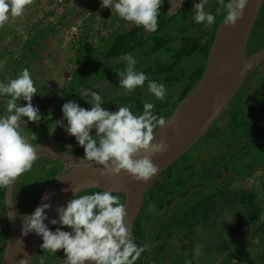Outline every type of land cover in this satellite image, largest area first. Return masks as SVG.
Returning <instances> with one entry per match:
<instances>
[{"label": "clouds", "instance_id": "clouds-1", "mask_svg": "<svg viewBox=\"0 0 264 264\" xmlns=\"http://www.w3.org/2000/svg\"><path fill=\"white\" fill-rule=\"evenodd\" d=\"M33 3L34 0H0V28L10 19L22 17ZM207 3L208 0H200L193 5L197 24L210 26L216 20L214 14L205 10ZM217 3L216 12L225 14L224 25L232 27L243 17L248 0H217ZM162 4L163 0H102L101 8L110 9L119 18L143 27L147 32H155ZM123 59L127 62L126 69L117 73L121 77L119 87L123 94L145 87L147 81V90L156 100H166L167 89L163 83L149 80L143 71H137V60L131 54ZM3 68L4 64L0 62V69ZM84 92L85 97H91L87 100L91 109H85L77 102L64 103L58 126L83 147L84 161L102 166L98 169L101 175L116 176L123 170L135 181H149L159 171L152 158L169 150L166 138L154 142V133L166 126L167 119L154 114L152 102H144L142 114L131 111L129 106L109 111L102 107L104 101L100 94L89 90ZM37 93L28 68L7 83L0 82V96L10 97L6 101V115L0 116V188L13 185L38 158L36 147L21 131V122L27 123L24 117L32 123L42 119L39 109L32 105ZM21 100L27 101V105L20 106L18 101ZM93 129L95 136L91 134ZM141 152L144 154L135 158ZM71 191L75 194L81 190L71 188ZM154 207L152 205L149 210ZM46 209L50 210L51 205L44 203L31 215L24 216L21 231L24 236L32 232L40 236L43 241L40 247L45 253L56 255L62 249L64 264H136L146 250L145 246H138L134 241L126 222L125 203L110 190L76 195L66 206H57L58 219L50 221L54 226L59 225L55 231L44 223L48 219ZM64 227L71 231L61 230ZM19 264H28V260L22 259ZM40 264H44L43 256Z\"/></svg>", "mask_w": 264, "mask_h": 264}, {"label": "trees", "instance_id": "trees-1", "mask_svg": "<svg viewBox=\"0 0 264 264\" xmlns=\"http://www.w3.org/2000/svg\"><path fill=\"white\" fill-rule=\"evenodd\" d=\"M88 1L91 5L88 7V17L83 21L82 26L78 27V37H76L78 38L77 45H80V47L76 50V55L81 50L88 51V55L85 53L87 56L83 58L84 61H78L79 65L76 67V70H78L76 77L82 78L87 70L90 71V69H92L96 63L102 61L110 62L116 58L126 56L127 54L136 56L145 45H149V52L151 54H170V60L168 63L159 62L157 65H155V67L153 66L148 68L151 70L152 76L156 75L157 82L161 81V83L167 87L168 98H166V100L163 102L159 101L156 108V115L163 116L166 119L203 75L215 32L219 24L224 19L225 15L223 12H216L217 7H219L218 3L213 7L212 10L209 11L216 16L215 22L210 26H205V24H191L188 18L184 15L192 0H185L178 10L172 14H169V11L170 4L173 0H163V4L158 15V28L155 32H147L143 29V27L136 25L125 30L123 27H120V24H123L125 20L119 18L118 15L114 13L110 17L111 24L114 26L113 31L107 33L106 35H101V33L97 31V34L100 36L101 44L99 43L98 45H95L93 38L96 32L95 17L99 0ZM225 2H227V0H225ZM60 8H63V11L67 14L64 16V12H60L56 22H53V18L59 13ZM26 9L27 10L24 13L26 26L21 31L23 33L19 34L18 36H13L14 38L12 42L8 43V46L5 47L2 52L3 54L4 52L13 54L14 51H12V47L15 45L14 43L18 41L21 45V52L28 46V59L30 58L31 53L33 54V57H35L37 50L42 47V45H44L45 39H53L54 41H58V31L62 25L65 24L66 16L77 15L81 10L80 4L77 2V0H34V3L28 6ZM105 15L103 16L104 20L107 17ZM252 36L255 38L253 41V48L249 51V53L256 52L257 50L264 47V3L259 18L253 29ZM178 37L181 43L175 46L173 43ZM86 46H88V48ZM86 58H88V60H86ZM194 58L201 59L202 63L199 67L195 69L186 68L184 71H180V73L175 72V70H177V68H179L184 61ZM262 65L259 66L262 67ZM258 73H260V71ZM252 76L253 73L248 76V78H251ZM247 79L241 90L245 89L246 87L249 92L248 95L245 96L244 99L242 96L238 97L241 91L240 90L235 99L223 113L226 114L222 115V117L224 116L225 120H227L230 125H228L226 121L228 125L227 128L223 124H220V128L217 129V132L222 130L235 141V151L227 150L226 152L228 153V156L225 158H223V156L221 157L222 163L224 160H226V162L230 164V161L236 160V156L234 157V152H236V150L239 152H244L245 155V152H247L249 149H257L261 147L262 143L264 142V125H262L260 129L255 128V125L260 124L258 123L259 116L257 115L258 113L256 112V108L260 95L263 91V86L250 88L248 85L249 87H247V82L249 81V79L248 81ZM177 85H179L178 88H175ZM66 101L67 98L61 99V103L59 105L60 108H62V105L66 103ZM144 102L145 101L143 100H140L139 102L141 109H143ZM235 102L236 104L234 105ZM53 103L54 102L52 100L49 107L46 108L44 106L41 108V115L44 119L42 124L35 127L34 124L36 125L37 122H29L28 125H26L25 131H29L27 140L32 145L39 141L33 137V134L36 135L40 132L42 135L46 134L54 122L56 114L54 112L55 105ZM232 106L234 107L233 109H231ZM168 107H171V109L164 112V109ZM49 116L53 117L48 118ZM250 117L251 119H249ZM237 144L244 145L241 147ZM186 155L187 154H185L182 158H184ZM180 160L167 169V172H173L170 185L164 186L165 183H161V185H158L159 189L158 186H155L161 192L160 194H157V196L154 195L155 192H153V189H151L149 194L150 199L147 202V208L145 210L150 211V207L155 205L153 210L157 215L171 216V220L173 221L174 225L173 228H176L178 231L185 232L184 237L187 239L189 244V258L191 261H194L195 256L193 243L195 242L196 237V235L194 236V233L195 230L201 226L199 218L195 213L200 203L209 201L211 198H213V195H208L201 198L198 195L199 193H196V191L192 193L191 190H189L192 189L189 185L191 178H187V172L184 170L183 172L180 169L176 170L177 164ZM243 162H245L243 165L245 164L246 166L243 179L245 178V175H252L255 173V171H257V169L264 167V159H262L260 162H257L256 158L252 157L251 162L253 163H251V165L246 164V161ZM234 164L235 167H232V170H234L236 173L237 182L239 181L237 170L243 169H240V167L237 166L238 164L236 161H234ZM59 170L60 167H51L50 169L46 167L38 168V174L34 179L35 183L33 182V184H30L32 188V185H34L33 190L35 191L33 201L30 205V210L36 206L40 196L44 192L45 186L59 173ZM29 172L30 174H33L34 169L29 170ZM160 179L163 180L162 177ZM223 184L224 183H222L218 193V202L220 205L219 215L225 214L224 212L221 213V210L222 205H226L227 202L228 204L230 203L233 205V207L241 208L242 210L244 209L246 212L245 215L247 225H250L251 229L253 230L252 236L255 237L264 228V224L259 228L256 227V223L261 217L257 203L250 197V195L242 193L234 188V184L229 187H227L229 184L225 186H223ZM5 190L6 188H0V200L3 202L5 198ZM97 191L101 190H88L81 193L80 195L92 194ZM120 199L122 202V197H120ZM168 201H170L173 206L172 215L169 214L168 209L171 204L168 203ZM151 217V215L148 216L147 223L149 220H151ZM260 223L262 224L263 221H260ZM56 227H59V225H55L52 228V231H55ZM153 227L154 225L152 224L150 229L152 230ZM61 230L71 231V229L67 227L62 228ZM7 240L8 236L6 235L3 238V243H6ZM135 242L137 245L142 246V244L138 241ZM220 249L222 252H225V250L229 251L228 243L223 241L220 244ZM3 250L4 247H2V252ZM60 251L63 250L61 249ZM244 251V246L236 248L235 251L231 250V252H228L227 257L222 264H236L237 261H240L242 264L244 260H242L243 258H241V255H243ZM2 252L0 254V261L2 259ZM143 254L144 253H142L141 257L137 260L138 264H142ZM256 261H258L260 264H264V246L262 249H260V256Z\"/></svg>", "mask_w": 264, "mask_h": 264}, {"label": "water", "instance_id": "water-1", "mask_svg": "<svg viewBox=\"0 0 264 264\" xmlns=\"http://www.w3.org/2000/svg\"><path fill=\"white\" fill-rule=\"evenodd\" d=\"M263 3L264 0H248L243 17L235 26L227 27L222 20L217 27L202 77L166 118V126L154 133V142L166 138L169 150L152 158L159 171L149 181H135L123 170L116 176L101 175L98 169L102 166L63 153L59 149L60 146L73 147L74 145L67 146L64 142H56L53 139L59 127L58 122L63 117L60 111L47 134L33 146L36 147L38 158L58 160L63 164V169L48 182L36 206L23 216L18 215L16 207L14 191L17 180L6 188L4 202L9 235L1 264H19V261L25 258L28 264L34 263L43 241L34 232L27 236L22 234L24 216L31 215L37 206L48 203L51 209L45 210L48 219L44 223L52 230L54 225L50 221L58 219L57 206H66L67 202L76 195L92 189L110 190L114 194L125 197L123 203L127 212L126 222L132 233L135 221L143 210L147 190L156 179L187 154L210 131L244 86L248 76L264 62V47L249 53L250 38ZM116 79L100 81L88 90L94 91ZM84 97V89H81L67 102H79ZM143 154V152L138 153L135 158ZM71 188L81 191L74 194Z\"/></svg>", "mask_w": 264, "mask_h": 264}, {"label": "flooded vegetation", "instance_id": "flooded-vegetation-1", "mask_svg": "<svg viewBox=\"0 0 264 264\" xmlns=\"http://www.w3.org/2000/svg\"><path fill=\"white\" fill-rule=\"evenodd\" d=\"M132 56L137 60L136 70L143 71L149 80H153L157 82L156 75L152 76L151 70L148 69V68H151V66L146 65V58H148L149 56L147 55L141 56L139 54L136 56L135 55H132ZM123 57L116 58L110 62L102 61V62L96 63L95 66L92 69H90V71L87 70V72L82 78L76 77L78 70H75L74 61L68 62L67 65L69 66L73 65L74 68H72L73 70L70 71L63 86L59 88V92L57 93L58 96L54 97L53 104L55 105L54 107V112L56 114L55 120L61 111V108L59 105L61 103L62 98H67L68 100L72 96L78 94L81 89L88 90L91 86H93L94 84L100 81L107 80V79H116V78L117 79L114 80L113 82H110L107 85H103L94 90L98 94L101 95L102 100L104 101V103L102 104V107L106 108L109 111H116L118 110V107L120 106H129L131 111L142 114L143 109L140 108L139 102L140 100H143L145 102H152L155 105L154 114H156V108H157V104L159 101L156 100V98L147 90V86H146L147 81L145 82V87L143 88L138 87L134 92L129 93V94H124L123 97L120 96L121 93H123V90L120 89L119 86H116L115 83L119 82L121 79V77H119L117 73L123 72L126 69L127 62L125 59H123ZM80 60L84 61L81 58L76 59L75 61L78 62ZM86 60H88V58H86ZM100 66H103L102 69H97ZM158 83H161V81ZM166 96L168 98V92ZM90 99H91L90 96H86L77 103L81 107L90 110L92 105L87 102V100H90ZM51 117L53 116H49L48 118H51ZM43 121L44 119L42 116V119L39 122H37L36 125L34 124V126L35 127L39 126L40 124L43 123ZM208 133L197 143V144L199 143L201 144L203 141L206 140L208 144L205 146H202L200 151L195 156H193V159H192L193 161L186 162L185 165H180L176 167V170L180 169L182 172L183 170L187 172L186 173L187 178H191V180L189 181V185L192 189H189V190H191L192 193L196 191V193H199L198 195L201 198L208 196V195H213V198H211L209 201L200 203L195 213L196 216H198L199 218V222L201 223V226L200 228L198 227L194 233V236L196 235L195 242L193 243L194 256H195L194 261H191L189 258V244H188L187 239L184 237L185 232L178 231L176 230V228H173L174 225H173V221L171 220V216L157 215L153 209H152V212L145 210L147 208L146 207L147 202L150 199L149 194H150L151 189H153V192H155L154 195L157 196V194L161 193L158 190L159 189L158 185H161V183H165L164 186L170 185V181L173 177L172 176L173 172H167L166 170L158 179H156V181L147 190L146 195L144 197L143 210L137 217L135 224L133 226V229H132V235L134 237V240L138 241L139 243L142 244V246L146 247V250L143 254L142 264H202L203 263L202 261H207V264H220V259H221L220 249H219L220 243H221L220 238L218 236V240L216 241L213 240L214 238L213 233L210 234V232L213 231V228H215V226L220 224L219 222L220 221L219 219L220 205L218 202V199H219L218 193L222 186V183H224L223 186L229 184L227 187L235 184L236 183V173L234 172V170H232V167H235L234 166L235 160L230 161V164L226 162V160H224L222 163L221 157L223 156V158H225L227 154L221 155L219 148L222 143L224 151H227V150L235 151L234 149L235 141L232 138H230L228 134L226 133L224 134L222 130H219L216 134H214L211 139H208L206 137L208 136ZM46 134L42 135V133L40 132L39 134H36V135L33 134V137L38 139L39 140L38 142H40V140ZM91 134L95 136V129H93ZM53 139L56 142L62 141L67 146L74 145L73 147L72 146L71 147H65V146L59 147V149L66 155L76 156L80 158L84 156L85 153H84L83 147H81L76 141L75 137L70 136L64 130V128L58 127V129L56 130L53 136ZM219 141H221V143ZM206 146L207 148H205ZM36 163L41 164L40 168L46 167L50 169L51 167H56V168L60 167L59 172L63 169V164L60 161L53 160L50 158H44V157L38 158L33 163L31 169L34 168V165ZM28 173L29 171H26L22 175H26ZM161 177L163 178V180L160 179ZM33 182L34 180H32V182L30 180V181H27L26 183L24 182L23 183L25 184V186H27L29 184H33ZM16 184H15V188H16ZM32 186L34 189V185ZM155 186H158V189ZM18 189H20L19 185H18L17 190ZM92 190H97V189H92ZM14 193H15V201H16L18 215L23 216L24 214L30 211L31 203H27V199L25 198L24 199L20 197L18 198L17 191H14ZM119 195L120 197H122V202H124L125 197L121 194ZM32 201H33V198L31 202ZM168 203L171 204L170 201H168ZM168 210H169V214L172 215L173 213L172 204L170 205ZM149 215H151L152 217H151V220H149V222L147 223ZM4 219L8 226L7 214H6V217H4ZM152 224L154 225V227L151 230L150 228ZM249 230L250 229L246 230V233H249L250 232ZM6 235L7 236L9 235V227H8V231H6L3 237L0 239V254L2 252V247H4L5 249V246H6V243H3V238ZM211 237H212V240H211ZM235 237H236V234H234V232H230L229 240H227V243L229 246V252H231V250L233 251L236 250V243H235L236 238ZM197 248H199L200 257H201V261L199 263L196 260L197 259V254H196ZM3 253H4V250L2 252V256H3ZM42 256L44 258V264H50V263L59 264V263L64 262L63 260L65 259L64 251L58 250L56 255H52L51 253H45L44 250L41 249L40 247L36 254L33 264H40V260ZM0 264H1V261H0ZM136 264H138V261H136Z\"/></svg>", "mask_w": 264, "mask_h": 264}, {"label": "rangeland", "instance_id": "rangeland-1", "mask_svg": "<svg viewBox=\"0 0 264 264\" xmlns=\"http://www.w3.org/2000/svg\"><path fill=\"white\" fill-rule=\"evenodd\" d=\"M185 0H173L170 4V11L169 14L175 13L178 8L181 6V4ZM77 2L80 4V12L77 15H67L66 16V22L60 30L58 31V41H56L55 44L50 39H45L44 45L40 47L37 50V54L35 57H33V54L31 53L30 58L28 53V46L21 52V45L18 41H16L14 46L12 47V51L14 53H2L5 47L8 46V43L12 42L13 36H18L19 34H22V29L26 26V19L25 14L20 18H13L10 19L8 23L5 24L3 28H0V62H3L4 68L0 69V82L7 83L8 80L16 78L19 76V74L22 72L24 68H28L31 77L34 81V86L37 88L38 93L33 97L32 99V105L34 107H37L41 113L42 107H49L51 105V101L54 100V97L58 96L57 93L59 92V88L63 86L64 82L66 81L70 71H72L74 68L73 65L69 66L67 65L68 62L74 61L75 63V70L78 64L76 59H83L85 56H87L88 51L81 50L76 55V50L80 47V45H77V33H78V27L82 26L83 21L88 17V7L91 6L90 2L88 0H77ZM101 2L102 0H99L98 8L96 11V22H95V35L93 38V41L95 45H98L100 43V36L97 34V31L101 33V35H106L107 33L113 31L114 26L111 24L110 17L115 13L111 12L108 8H101ZM200 0H192L189 7L187 8L184 15L188 18L189 22L191 24H196L194 21V15L195 11L193 8L194 3H199ZM217 0H208V3L205 5V10L210 11L213 9L214 6H216ZM27 10V9H26ZM25 10V12H26ZM64 9L60 8L59 13L56 14V16L53 18V22H56L57 17H59L60 12L62 13ZM64 12V11H63ZM67 13L64 12V16ZM106 14V15H105ZM107 16L106 19H103V16ZM18 23V24H17ZM134 26V24L124 21V23L120 24V27H123V29L127 30ZM195 29V28H194ZM193 29V30H194ZM254 36H251L250 42H249V51L253 48V41ZM61 43V44H58ZM180 39L179 37L175 39L174 45H179ZM101 44V43H100ZM82 47V46H81ZM88 48V46H86ZM58 51V53H56ZM60 52V53H59ZM56 53V54H55ZM87 55H86V54ZM54 54V55H53ZM139 55H147L149 56L146 58V65L155 67L159 62H167L170 60V54H162V53H156L151 54L149 52V45H145L143 49L138 52ZM19 57H18V56ZM78 56V57H77ZM33 57V59H32ZM71 60V61H69ZM202 61L200 58H194V59H188L184 61L175 72L180 73V71H184L186 68L188 69H195L201 65ZM263 64V65H262ZM253 71V76L249 79H247V87L250 86V88H256L263 86V91L260 95L258 105L256 108V113L259 116V121L255 125V128L260 129L262 125H264V63H262ZM103 66H100L97 69H102ZM260 71V73H258ZM116 86H119V82L115 83ZM249 85V86H248ZM179 85H177L175 88H178ZM248 90L245 87V89L240 91V94L238 97H241L244 99L245 96L248 95ZM176 95V94H175ZM121 97L124 96L123 93L120 95ZM10 97L6 96H0V116L6 115V101ZM119 98V97H118ZM167 98V96H166ZM5 100V102H4ZM20 106H26L27 101L21 100L18 101ZM171 104V103H170ZM236 102L234 103V105ZM234 107L232 106L231 109ZM171 107H168L164 109L165 111H169ZM230 109V110H231ZM4 111V112H3ZM42 114V113H41ZM226 114V113H225ZM223 114V115H225ZM222 117V116H221ZM220 117V118H221ZM251 119V117L249 118ZM24 120L27 122H21V131L22 134L27 138L29 131H25L26 125H28L27 117H24ZM227 120H225V117L223 116L221 120L214 124V126L211 128V130L208 133V136H206L208 139H211L214 134L217 133V129H219V125L223 124L224 126L230 125L226 123ZM65 125L67 122H64ZM25 125V126H24ZM24 130V131H23ZM225 134V133H224ZM205 137V138H206ZM221 143V141H219ZM208 142L205 140L201 144H197L187 155L182 158L177 166L185 165L186 162H192L193 156H195L202 146L207 145ZM239 145V144H237ZM239 145V146H243ZM263 145V147H262ZM261 147L257 149H249L247 152H239L236 150L234 157L236 156V162L237 166L240 167V169L243 170H237V176L238 180L234 184V188H236L238 191L250 195L252 199L257 203V207L260 211V220L256 223V227H260L264 224V167L257 169L254 174L252 175H245V178L243 179L244 170L246 169L245 164L243 165V161H246V164L251 165V159L252 157H255L257 162H260L262 159H264V142L262 143ZM207 148V146L205 147ZM220 154H227L226 151H224L223 144L221 143L220 146ZM244 155V156H243ZM259 164V163H258ZM40 163H36L34 165V172L33 174L30 172L26 175H21L17 181H16V190L18 195L17 197L22 199H27V203H31V200L35 194V191L33 188L29 185L25 186L24 183L27 181L32 182L38 174V168H40ZM254 165V164H253ZM251 170V167H250ZM249 170V171H250ZM246 172V171H245ZM241 179V180H240ZM24 182V183H23ZM228 182V181H227ZM18 185L21 189H18ZM25 186V189H24ZM29 187V188H28ZM224 212L225 214L220 215V224L215 226L213 228V231L210 232V234L213 233V240H218V236L220 238V242L223 241L227 242L229 240V234L230 232H234L236 234V248H240L244 246V253L241 255V258L243 263L242 264H260L258 261H256L260 256V249L264 246V228L263 230L253 237L252 233L253 230L251 229L250 225H247L246 221V212L244 209L233 207L230 203L226 205H222L221 213ZM6 217V209L4 202L0 200V239L3 237L5 232L7 231V223L4 219ZM260 221H263L261 224ZM250 229L249 233H246V230ZM212 240V237H211ZM220 243V244H221ZM248 243V244H247ZM220 249V248H219ZM229 251L222 252L220 249V264L223 263L225 258L227 257ZM197 261L198 263L201 261L199 248H197ZM212 254V253H210ZM202 264H207V261H202ZM236 264H241L240 261H237Z\"/></svg>", "mask_w": 264, "mask_h": 264}, {"label": "crops", "instance_id": "crops-1", "mask_svg": "<svg viewBox=\"0 0 264 264\" xmlns=\"http://www.w3.org/2000/svg\"><path fill=\"white\" fill-rule=\"evenodd\" d=\"M52 42H53V44H55L56 43V40L54 41L53 39H50ZM58 44H61V43H58ZM56 53H58V51L56 52ZM55 53V54H56ZM60 53V52H59ZM54 55V54H53Z\"/></svg>", "mask_w": 264, "mask_h": 264}]
</instances>
